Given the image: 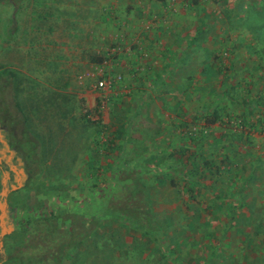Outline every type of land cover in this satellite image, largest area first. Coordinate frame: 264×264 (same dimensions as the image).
<instances>
[{
    "label": "rangeland",
    "instance_id": "rangeland-1",
    "mask_svg": "<svg viewBox=\"0 0 264 264\" xmlns=\"http://www.w3.org/2000/svg\"><path fill=\"white\" fill-rule=\"evenodd\" d=\"M3 94L42 161L0 114V264H264V0H0ZM142 184L159 236L113 215Z\"/></svg>",
    "mask_w": 264,
    "mask_h": 264
},
{
    "label": "trees",
    "instance_id": "trees-1",
    "mask_svg": "<svg viewBox=\"0 0 264 264\" xmlns=\"http://www.w3.org/2000/svg\"><path fill=\"white\" fill-rule=\"evenodd\" d=\"M6 73L9 74L10 76L9 79L14 77V73L10 71L4 72L1 75ZM11 83L12 82L10 81V84ZM9 96L7 94H3L1 96L2 98H0V100L2 101L1 104H3V100L7 99ZM11 107L12 108H10L8 104H6L5 102V106H3L2 109L0 108V114L3 115L5 122L9 123L8 124L9 126L4 130V136L6 137L11 136L12 138L15 139V148H14L15 154H17V157H19L18 155H22L20 156L22 157V161H24V159H26L27 161L28 167L26 172H25L26 166L21 165L24 171L21 175L20 184L18 185V187H21L22 185H30L33 178L39 176L40 174L39 165L42 161L41 152H40L42 145L40 143V139L38 135L30 129L28 125V117L26 116V113L22 105L18 101L14 100L13 106ZM213 112L214 114H218L215 109L212 110V113ZM206 120L207 122H209V124H212L215 123L216 118L215 117L206 118ZM208 173L210 175L213 174L212 168L208 170ZM193 176L195 177V180L194 178L192 180L193 186H183V185L175 186L180 193L182 192L187 193L189 199L196 200L195 190L199 188H206V190H208L209 193L212 194L215 193L214 196L216 198L220 196L219 193L211 191L210 189H208L207 186H201L200 178L202 176L199 172L194 173L190 169L187 170L186 178L189 179L192 178ZM155 181L157 182V185H159L157 186L158 188L163 187L161 185L167 182L166 173L158 171V173L156 174ZM146 190L147 188L143 184L141 186H134L133 189L127 192L128 198L125 199L127 203L119 204L120 206L114 209L115 213L113 215L116 216L117 218L123 217V219L125 220L127 219L129 221L128 226L131 229L138 231L143 236H150L152 234H156L159 236L161 233V226L159 222H157V220L155 219L153 208L146 199V196L148 194ZM197 201L198 200H196L195 202ZM106 202L108 205L110 201L107 200ZM209 213H214V210L210 211ZM199 214H202L201 217L204 219L205 209H203V211L200 210ZM110 215L111 214H108V216ZM99 221H101V219ZM110 228H113V225H111ZM113 234H114V229L112 230V235ZM84 241L85 240H81L80 242L76 243L74 246L77 247V245L84 244L85 243ZM96 252L98 251L96 250ZM66 256L68 255H66V253H63L60 255V258ZM95 260H97V257Z\"/></svg>",
    "mask_w": 264,
    "mask_h": 264
},
{
    "label": "built area",
    "instance_id": "built-area-1",
    "mask_svg": "<svg viewBox=\"0 0 264 264\" xmlns=\"http://www.w3.org/2000/svg\"><path fill=\"white\" fill-rule=\"evenodd\" d=\"M111 84V79L110 78H100L98 79L95 84L92 86L91 85V90L93 92H97L98 90L101 91H105L110 87Z\"/></svg>",
    "mask_w": 264,
    "mask_h": 264
},
{
    "label": "flooded vegetation",
    "instance_id": "flooded-vegetation-1",
    "mask_svg": "<svg viewBox=\"0 0 264 264\" xmlns=\"http://www.w3.org/2000/svg\"><path fill=\"white\" fill-rule=\"evenodd\" d=\"M10 83V82H9ZM7 85V84H6ZM9 85H11V84H9ZM0 136H1V134H0ZM12 153H13V155H15V151L14 150H12ZM24 171H23V169H22V167H21V171H19L18 173H17V175H19V179H20V181H21V175H22V173H23ZM20 184V182H17V185H19Z\"/></svg>",
    "mask_w": 264,
    "mask_h": 264
}]
</instances>
